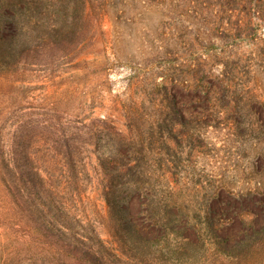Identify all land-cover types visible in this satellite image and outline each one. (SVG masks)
I'll list each match as a JSON object with an SVG mask.
<instances>
[{
  "label": "rangeland",
  "instance_id": "374dc122",
  "mask_svg": "<svg viewBox=\"0 0 264 264\" xmlns=\"http://www.w3.org/2000/svg\"><path fill=\"white\" fill-rule=\"evenodd\" d=\"M91 1L100 25L73 59L41 65L17 56L0 65V264H87L40 227L57 205H38L28 175L39 182L77 173L80 188L46 189L80 234L97 231L116 248L91 130L102 144H117V133L134 142L140 128L156 148L161 112L166 133L172 127L180 140L169 134L168 143L182 150L170 200L189 219L209 212L227 243L249 248L229 260L206 240L194 256L201 264H264V0Z\"/></svg>",
  "mask_w": 264,
  "mask_h": 264
},
{
  "label": "trees",
  "instance_id": "16d2710c",
  "mask_svg": "<svg viewBox=\"0 0 264 264\" xmlns=\"http://www.w3.org/2000/svg\"><path fill=\"white\" fill-rule=\"evenodd\" d=\"M93 8L91 0H4L0 3V65L17 56L28 64L41 65L73 59L92 37L95 24L100 25V18L93 17ZM7 24L15 26L16 30L11 32ZM160 115L157 129L161 145L156 148L146 143L147 139H152V132L149 134L140 128L133 133L134 142H127L125 135L117 133V144L108 141L102 144L100 131L91 130L102 195L107 205L105 227L115 238L116 248L106 244L97 231L80 234L74 220L61 209L60 200L46 189L47 182L57 191L69 186L80 188L82 181L77 173L39 182L28 175L25 184L41 199L38 205L42 209L57 205L54 218L46 219L48 223L39 219V225L57 239L64 252L87 264L127 261L134 264H201L194 255L206 240L222 246L223 257L229 260L249 250L244 241L227 243L212 215L208 216L209 212L205 213L204 220H201L200 210L189 219L182 214L178 201L170 200V193L177 190L182 179V150L168 143L169 134L177 143L179 136L172 127L166 133L164 126L169 128L168 123L162 112ZM180 117V124L185 126L188 121L184 115ZM134 118L127 113L131 130ZM69 148L66 145V152ZM170 152L176 155L175 159L168 155ZM62 167L69 171L76 169L73 163L62 164ZM75 194L81 195L80 189L74 190ZM47 224L70 230L71 238L57 235ZM254 231L260 233L259 229ZM250 236L248 234L247 238Z\"/></svg>",
  "mask_w": 264,
  "mask_h": 264
}]
</instances>
